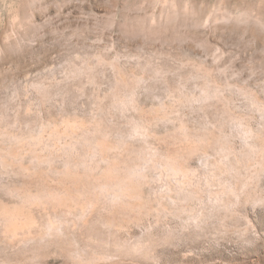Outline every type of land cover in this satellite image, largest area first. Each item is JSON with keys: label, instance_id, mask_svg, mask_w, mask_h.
Instances as JSON below:
<instances>
[{"label": "rangeland", "instance_id": "1", "mask_svg": "<svg viewBox=\"0 0 264 264\" xmlns=\"http://www.w3.org/2000/svg\"><path fill=\"white\" fill-rule=\"evenodd\" d=\"M0 264H264V0H0Z\"/></svg>", "mask_w": 264, "mask_h": 264}]
</instances>
